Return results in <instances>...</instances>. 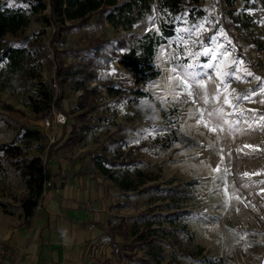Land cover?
<instances>
[{
  "label": "rangeland",
  "instance_id": "obj_1",
  "mask_svg": "<svg viewBox=\"0 0 264 264\" xmlns=\"http://www.w3.org/2000/svg\"><path fill=\"white\" fill-rule=\"evenodd\" d=\"M159 1L152 3L151 13L136 27L135 34L160 30L164 16ZM203 2L210 8L208 16L197 24L181 19L176 35L159 47L154 59L162 74L147 89L160 102L163 117L168 120L147 100L136 103L114 100L107 95L108 85H128L133 77L129 69L115 61L89 86L100 97L104 109H108L107 117L114 126L113 123L95 125L73 151L81 153L78 160L88 161L93 167L92 154L110 144L115 126L131 127L135 132L127 133L121 146L110 145L106 151L109 157H115L120 152L131 153L130 147L141 146L140 151L131 153L137 161L135 165L118 168L120 178L128 175L135 179L141 171L155 180L150 184L157 183L164 189L194 183L187 198L180 203L187 215L179 221L180 225H187L194 241L182 234L180 246L163 238L161 230L160 239H165L157 242L163 247L161 264H264V51L232 27L230 31L237 37V43L231 40L218 22L220 11L213 0ZM9 6L23 5L10 1ZM254 11L258 20L255 35L264 43V9L259 7ZM29 18L28 26L18 37L45 29L41 16L30 13ZM46 30L38 38L45 47L47 60L37 62L40 69L36 72L41 81L56 89L58 61L49 38L53 30ZM101 36L113 37L116 33L110 26H99L92 21L90 27L69 36L67 41L70 47L81 48ZM16 39L12 34L3 37L5 42ZM56 48L62 53L66 51L65 45L57 44ZM60 57L71 61L65 54ZM36 82L14 75L5 62L0 63V102L13 109L5 111L0 104V144L15 142L24 147L27 157L41 155L46 161L51 139L59 130L58 127L43 129L46 118L37 117L29 106ZM64 93L63 106L71 125L75 117L70 107L76 104L81 92L65 87ZM27 127L43 130L45 138L41 142H25L20 133ZM174 137L177 140L168 149L166 143ZM39 147H45V151ZM59 150L53 147L50 155H57ZM102 179L115 202L113 225L121 219L132 223L135 215L144 212L153 199L156 205L162 203L154 192L131 202L122 198L112 180ZM27 192L24 180L8 163L0 166V202L5 203L8 215L20 211L21 199ZM124 202V207H119ZM156 220L154 228L161 226L169 230L170 224L164 216ZM138 223L142 229L144 219H138ZM104 241L110 249L100 254L98 264L106 261L116 264L112 253L131 245L132 237L111 238L106 233ZM197 246L204 248L203 255L197 254ZM135 249L139 257L148 256L146 246L137 245ZM152 264L157 263L152 261Z\"/></svg>",
  "mask_w": 264,
  "mask_h": 264
},
{
  "label": "trees",
  "instance_id": "obj_2",
  "mask_svg": "<svg viewBox=\"0 0 264 264\" xmlns=\"http://www.w3.org/2000/svg\"><path fill=\"white\" fill-rule=\"evenodd\" d=\"M14 1L23 6L10 7L9 2ZM155 0H0V63H6L14 75L23 76L30 82L36 80L35 94L29 97V106L37 117L47 118L52 116L54 108L60 109L66 115L64 108V88L69 87L81 92L75 105L71 106V113L75 122L71 125L58 127V140L49 146L46 161L41 155L27 157L22 145L15 142L0 144V166L8 163L11 168L24 180L27 194L21 199V209L26 218L33 215L41 199L44 197V179L47 171L50 150L59 147L62 150H72L82 144L86 134L101 123L111 125L107 117L108 109L89 86L94 82L99 73L115 61L129 69L133 77L129 84L108 85L107 95L114 100H129L139 103L147 100L150 105L164 116L163 107L147 89L148 84L161 76V70L154 65V59L161 45L173 38L181 25V19L186 18L191 24H197L206 18L210 11L203 0H160L159 9L164 16L160 30L150 31L143 35L134 33L136 27L151 13L152 3ZM213 4L219 9V24L227 33V36L237 43L230 27L243 34L250 43L264 51V43L255 35L257 27V14L254 10L262 7L264 0H213ZM41 16L45 25V31L18 37L29 24V14ZM92 21L96 25H108L116 33V36H101L89 40L83 47L74 48L68 45L67 38L91 26ZM231 23V26L230 24ZM46 28H52L50 42L57 54L56 80L54 86L49 87L41 81L35 70L37 62L47 60L44 45L38 35L45 34ZM12 34L17 39L13 42H5L3 37ZM210 35L206 37L208 40ZM57 44L65 45L63 53L56 48ZM236 45V44H235ZM239 50V48H237ZM71 57V61L63 60L60 55ZM28 67L30 70L28 71ZM1 104V102H0ZM2 105V104H1ZM5 111H12L9 105H2ZM70 113V112H69ZM164 120L168 118L163 117ZM114 126V123H113ZM42 127L44 129L43 123ZM135 129L123 126H115L111 134L110 144H105L101 152L92 154V162L100 174L112 180L120 190L122 198L131 202L149 193L160 196L162 203L156 205L155 200L149 201V206L144 212H139L132 223L127 219H121L117 225L110 226L107 234L111 238L132 237L131 245L114 251L113 258L116 264H157L162 262V244L165 239H160L161 230L163 238L171 239L181 246V236L194 241V235L188 232L187 225H180L181 218L187 215L180 207V203L188 196L193 182L183 183L177 189H164L151 177L138 171L135 179L128 175L120 178L118 168L136 164L132 159V152L140 151L130 147L131 153H118L115 157L106 154L109 146H121L127 133H134ZM21 138L25 142H41L45 138L43 130L38 128H23ZM177 140L167 141L169 149ZM44 152L45 147H39ZM156 199V198H155ZM125 202L119 207H124ZM0 208L4 213L10 214L5 203L0 202ZM166 215H162L163 211ZM164 216L169 222V230L154 228L156 218ZM138 219H144V226L140 229ZM160 222V221H158ZM162 222V221H161ZM137 245H144L148 249L147 257H139L135 249ZM197 254L203 255L204 248L197 246ZM104 264H110L106 261Z\"/></svg>",
  "mask_w": 264,
  "mask_h": 264
},
{
  "label": "crops",
  "instance_id": "obj_3",
  "mask_svg": "<svg viewBox=\"0 0 264 264\" xmlns=\"http://www.w3.org/2000/svg\"><path fill=\"white\" fill-rule=\"evenodd\" d=\"M73 150L50 155L45 179L51 186L31 217L1 209L0 264H98L110 249L104 239L113 226L111 190Z\"/></svg>",
  "mask_w": 264,
  "mask_h": 264
},
{
  "label": "built area",
  "instance_id": "obj_4",
  "mask_svg": "<svg viewBox=\"0 0 264 264\" xmlns=\"http://www.w3.org/2000/svg\"><path fill=\"white\" fill-rule=\"evenodd\" d=\"M40 69L39 65H35V70ZM69 119L68 115L64 112L54 108L52 111V116L43 120L44 129H56L57 127L68 125ZM58 135L55 133L51 139L52 143H55L58 140ZM51 186V183L44 179V196L46 195L47 189ZM3 250V249H1Z\"/></svg>",
  "mask_w": 264,
  "mask_h": 264
},
{
  "label": "snow or ice",
  "instance_id": "obj_5",
  "mask_svg": "<svg viewBox=\"0 0 264 264\" xmlns=\"http://www.w3.org/2000/svg\"><path fill=\"white\" fill-rule=\"evenodd\" d=\"M207 67H211V65H206Z\"/></svg>",
  "mask_w": 264,
  "mask_h": 264
}]
</instances>
